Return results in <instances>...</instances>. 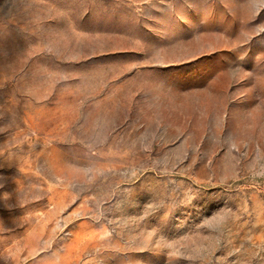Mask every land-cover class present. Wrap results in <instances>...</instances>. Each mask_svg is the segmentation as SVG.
I'll return each instance as SVG.
<instances>
[{
    "label": "rangeland",
    "instance_id": "obj_1",
    "mask_svg": "<svg viewBox=\"0 0 264 264\" xmlns=\"http://www.w3.org/2000/svg\"><path fill=\"white\" fill-rule=\"evenodd\" d=\"M0 264H264V0H0Z\"/></svg>",
    "mask_w": 264,
    "mask_h": 264
}]
</instances>
